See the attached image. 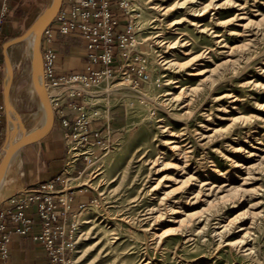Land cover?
<instances>
[{"label":"rangeland","instance_id":"obj_1","mask_svg":"<svg viewBox=\"0 0 264 264\" xmlns=\"http://www.w3.org/2000/svg\"><path fill=\"white\" fill-rule=\"evenodd\" d=\"M144 1L134 44L149 42L150 77L140 88L127 81L119 91L128 94L98 89L122 129L68 180L64 194L90 196L71 211L68 264H264V0H195L166 13L151 7L185 0ZM25 48L8 54L15 108L30 130L38 99L25 94ZM27 160L4 182L26 191Z\"/></svg>","mask_w":264,"mask_h":264},{"label":"built area","instance_id":"obj_2","mask_svg":"<svg viewBox=\"0 0 264 264\" xmlns=\"http://www.w3.org/2000/svg\"><path fill=\"white\" fill-rule=\"evenodd\" d=\"M10 1L0 0V50ZM144 9V0H63L54 20L44 30L42 65L45 84L57 123L65 131L67 157L61 181L64 187L56 190L51 183L43 184L39 190L22 191L18 197L15 194L5 199L10 200L7 206L0 205V264L9 261V245L13 237L28 234L45 248L46 264L70 262L74 215L68 202L75 191L64 193L72 174L77 172L81 176L91 164L97 162L100 152L114 143L108 118L111 109L105 111L101 108L100 97L103 94L98 89L117 79L129 81L136 88L149 80L148 48H142L143 44L148 46L149 42H145V38L143 42L134 44L145 29ZM59 35L77 36L83 42L86 51L83 70L70 74L59 72L58 52L54 46ZM4 69V63L0 61V71ZM63 98H67L68 106L76 111L72 122L66 110L59 105ZM91 99L93 103H90ZM6 133L3 85L0 80V155ZM80 162L83 163V171H77L76 166ZM57 180L60 181L59 176ZM64 195L67 196L66 200ZM34 203L37 205L39 232H33L35 220L29 214V208ZM85 205L80 204L78 208Z\"/></svg>","mask_w":264,"mask_h":264},{"label":"crops","instance_id":"obj_3","mask_svg":"<svg viewBox=\"0 0 264 264\" xmlns=\"http://www.w3.org/2000/svg\"><path fill=\"white\" fill-rule=\"evenodd\" d=\"M48 2L49 0H11L3 29L4 41L17 36L23 28H28L44 10ZM54 46L58 52L57 64L60 73L70 74L84 69L86 64V51L79 37L59 35L56 38ZM0 61L4 63L2 50H0ZM6 77L7 73L5 69L0 71V80L2 81L3 90ZM59 105L66 110L68 118L72 122L76 116V111L68 106L67 98H63ZM117 115L118 114L112 110H110L108 114L113 131V138L117 135V132L122 129V122L117 120ZM64 133V128L57 123V131L52 144L38 156L27 157L28 160L23 163L21 183L26 191L39 190L41 185L47 183L53 184L56 190H60L64 187V183L61 182L63 179L64 163L67 157ZM45 137L23 148L31 150L42 144ZM20 158L22 162L24 157L20 156ZM76 167L77 169L83 167V163H78ZM58 176L60 177V181L57 180ZM19 189H21V187H18L10 196L16 194L18 197L20 195L19 193L22 192ZM89 199L90 196L84 193V189L76 190L68 202L70 210L73 211L77 209L80 204H86ZM3 200L0 201V205L7 206L10 200ZM36 212L37 205L34 203L29 208V214L33 215L35 220L33 232H39L40 230L39 219L36 216ZM9 249L10 256L7 264L47 263L45 248L40 242L33 240L31 234L25 236L15 235L9 245Z\"/></svg>","mask_w":264,"mask_h":264},{"label":"water","instance_id":"obj_4","mask_svg":"<svg viewBox=\"0 0 264 264\" xmlns=\"http://www.w3.org/2000/svg\"><path fill=\"white\" fill-rule=\"evenodd\" d=\"M63 0H49L44 10L36 17L32 24L17 37H11L3 42L2 52L4 58V67L7 77L4 84L3 99L6 112L7 133L0 155V178L5 161L9 157L23 156L36 157L47 149L53 142L57 131V117L51 102L50 95L47 91L42 65V38L44 30L52 23L55 16L59 12ZM33 35L32 50L30 53V83L35 85L41 93V101L43 109L46 113V137L42 144L31 149L23 148L29 130L26 129L25 123L15 108V91L17 87V76L13 68L11 59L8 54L10 47L19 44ZM18 119L22 125L23 134L19 140L12 139L14 131V122ZM12 133V136H11ZM10 134V138H9ZM6 169L4 170L5 173ZM4 177V176H3Z\"/></svg>","mask_w":264,"mask_h":264},{"label":"bare ground","instance_id":"obj_5","mask_svg":"<svg viewBox=\"0 0 264 264\" xmlns=\"http://www.w3.org/2000/svg\"><path fill=\"white\" fill-rule=\"evenodd\" d=\"M194 1L195 0H185L182 3H179V2H176L175 1L174 5L173 6H170V7L169 6H163L162 4H156L155 6H152L151 8H156V9L160 8L161 11H164V13H166L169 10L173 9L174 6H178V5L179 6H182L185 2H194ZM210 5H211V3L204 5V7H203L204 10L207 9V8H209ZM178 22H180V21H174L172 24L173 25H177ZM193 24L194 25H198V27L204 25V23L203 22H200V21H197V22L194 21ZM156 37H158V35ZM33 39H34V36L31 35L26 40H24L23 42H21V44H24L26 46V48H27V56L28 57H30V53H31V50H32ZM169 45L167 47H169ZM171 48L173 49L175 47L171 46L170 49ZM171 61L168 60L166 62H167V64H171L172 63ZM126 82L127 81H125V80H121V81H119V82H117V83H115L113 85L109 84L108 85L109 87H107L105 89V91H115V92H118L120 94L121 93L122 94H128V93H124L123 91H119V90H122L121 88H123V89L129 88V86H127ZM139 93H141V96L146 97V95L143 94L142 92L139 91ZM25 94L27 96H29L31 100L34 97V98H37L38 100L41 101V93H40L39 89L35 85H33L32 83H29V85H28V87H27V89L25 91ZM90 94L93 95L92 93H90ZM40 101H39V104H38V110L35 113H33L32 115H30L29 117H27V121L28 120L29 121H31V120L32 121L33 120H38L39 125H36V126L32 127L29 130V132H28L29 134H27L26 140L23 143V147L26 146V145H29V144L38 142V141H40L41 139H43L46 136V123H47V118H46V113H45V111L43 109L42 103H40ZM19 122L20 121L18 119L15 120V122H14L13 136H12V133H11L12 139L14 141L19 140V138L23 134L22 125ZM9 138H10V134H9ZM15 162H19L18 165L21 164V158H20V156L9 157L5 161V163H4V167H3V170H2V173H1V178H0V201L3 200V199L8 198L11 194H13L18 189L16 186L13 187L9 182L5 183L4 182V179L5 178L3 177L4 175H6L4 173V170L6 169V171H12V170H9V169H13V168H10V167L13 166ZM19 167L21 168L22 165H20ZM13 175H15V174H13ZM15 180H19V179H15Z\"/></svg>","mask_w":264,"mask_h":264}]
</instances>
